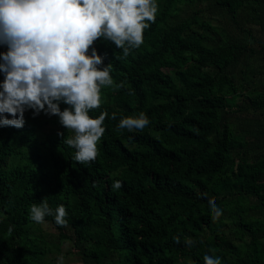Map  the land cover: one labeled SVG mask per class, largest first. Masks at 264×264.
<instances>
[{"label":"trees","instance_id":"1","mask_svg":"<svg viewBox=\"0 0 264 264\" xmlns=\"http://www.w3.org/2000/svg\"><path fill=\"white\" fill-rule=\"evenodd\" d=\"M158 3L127 58L96 42L124 87L104 88L90 110L109 113L94 163L73 160L57 135L39 139L52 120L42 113L0 128V264H57L60 254L65 264H204L209 249L223 264H264V0ZM140 111L151 120L143 131L115 130ZM47 197L68 211L66 228L46 217L53 234L29 218Z\"/></svg>","mask_w":264,"mask_h":264},{"label":"clouds","instance_id":"2","mask_svg":"<svg viewBox=\"0 0 264 264\" xmlns=\"http://www.w3.org/2000/svg\"><path fill=\"white\" fill-rule=\"evenodd\" d=\"M158 0H0V128L23 129L26 111L35 119L57 117L59 125L71 135H56L74 150L77 163H94L99 156L100 142L106 132L107 110L97 117L90 110L102 106L103 89L119 91L123 82L112 77V63L105 64V55L97 41L114 44L127 58L144 44V34L156 21ZM66 107L61 109V105ZM116 120V113L110 117ZM151 123L144 111L122 116L117 132L143 131ZM2 144V140H0ZM95 186V183L93 184ZM113 190L123 187L116 180ZM207 197V193L202 194ZM213 220L223 215L215 198L208 199ZM52 216L58 227L68 226V211L63 204L49 206L48 197L30 206L29 218L45 224ZM15 225H9L12 235ZM180 243V237H174ZM196 243L186 238L185 244ZM204 264H223L222 258L209 249ZM57 264H65L60 254ZM188 264H193L189 260Z\"/></svg>","mask_w":264,"mask_h":264},{"label":"rangeland","instance_id":"3","mask_svg":"<svg viewBox=\"0 0 264 264\" xmlns=\"http://www.w3.org/2000/svg\"><path fill=\"white\" fill-rule=\"evenodd\" d=\"M0 51H6V49L5 48H0ZM2 79H3V77H2V75H0V80H2ZM26 115L27 116L31 115V117H32L31 111H26L25 116ZM52 121H54V122H52ZM58 130L62 131L63 129L58 123V118L57 117H52V120H50L48 124L44 125L41 128V130L39 131V139H44L45 137H48V136H56V133H57ZM41 229L44 230L48 234H53L54 233L53 228L47 223L41 224ZM61 250L63 252L70 251L71 250V244L67 243V242L62 244L61 245Z\"/></svg>","mask_w":264,"mask_h":264}]
</instances>
